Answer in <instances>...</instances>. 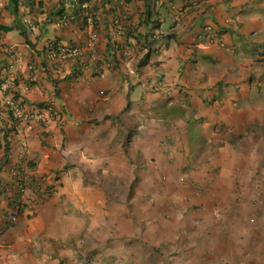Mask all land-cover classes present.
Masks as SVG:
<instances>
[{
  "label": "crops",
  "instance_id": "0c3cea01",
  "mask_svg": "<svg viewBox=\"0 0 264 264\" xmlns=\"http://www.w3.org/2000/svg\"><path fill=\"white\" fill-rule=\"evenodd\" d=\"M0 25L11 28L0 31V216L16 169L32 180L0 264H24L9 258L19 241L101 224L141 245L136 235L161 233L170 216L183 225L191 210L244 200L250 169H264V0H0ZM89 26L100 60L75 80L53 50L84 45ZM55 174L47 195L39 185ZM90 248L85 262L103 263Z\"/></svg>",
  "mask_w": 264,
  "mask_h": 264
},
{
  "label": "rangeland",
  "instance_id": "374dc122",
  "mask_svg": "<svg viewBox=\"0 0 264 264\" xmlns=\"http://www.w3.org/2000/svg\"><path fill=\"white\" fill-rule=\"evenodd\" d=\"M170 28L168 23H163V30ZM260 44L243 43L242 49L253 53ZM183 89L185 92L189 90L185 86ZM258 169H250L254 184L242 186L244 200H237L233 206L226 201L216 202L214 205L217 207L212 209L191 210V216L183 218V225L182 222L176 225L179 218L170 216L166 218L169 221L160 223L161 233L151 234V238L147 232L137 234L141 245L138 241L130 242L134 238L131 233L123 231L127 234L124 238V235L108 231L112 229L109 224H101L98 227L105 230L99 229V233H90L87 229L66 237L60 232L37 234L33 238V246L22 241L14 244L9 258L22 257L24 264H55L56 258H62L59 257L61 252H71L72 255L64 257L66 264H90L85 260L93 258L90 256L93 252L90 243L94 242L102 249L99 251L106 254L102 256L103 263L99 264H264V169ZM76 238L77 250H71L72 241ZM123 244H129L131 248H122ZM29 246L28 251L34 253L32 258L26 255Z\"/></svg>",
  "mask_w": 264,
  "mask_h": 264
},
{
  "label": "built area",
  "instance_id": "2783aa9c",
  "mask_svg": "<svg viewBox=\"0 0 264 264\" xmlns=\"http://www.w3.org/2000/svg\"><path fill=\"white\" fill-rule=\"evenodd\" d=\"M98 42H99V33L90 26L87 30V39L85 44L82 46H68L63 45L57 50H53L52 59H53V67L56 69H62L66 64H68V70H70V74L73 79H78L81 74V71L86 68L94 67L100 60L99 51H98ZM53 49V48H52ZM66 56H69L67 58ZM69 62L71 65H69ZM33 68V66L31 67ZM49 114L54 118H59V111L50 104L48 107ZM18 117L22 120L29 121L33 118L32 112H18ZM17 175L19 174L18 183L16 179H14V183L17 184L19 188L18 194H15L14 197H17V200L23 205L25 199V193L31 185V178L26 174V172L22 169H16ZM50 181V183H48ZM52 180H47L44 184L49 185L53 184ZM53 193L57 188V184L53 185ZM52 193V194H53ZM49 195L48 193H46ZM13 197V196H12ZM19 216V204L15 205L12 209H9L8 214L5 216H0V236L4 233L7 227L15 223ZM9 224V225H8Z\"/></svg>",
  "mask_w": 264,
  "mask_h": 264
},
{
  "label": "trees",
  "instance_id": "16d2710c",
  "mask_svg": "<svg viewBox=\"0 0 264 264\" xmlns=\"http://www.w3.org/2000/svg\"><path fill=\"white\" fill-rule=\"evenodd\" d=\"M15 2H17V0H15ZM75 17L76 18H82V21L84 22V23H87V20H86V18L85 17H83V16H80L77 12H76V14H75ZM11 28L10 27H8V26H2V25H0V31H9ZM54 49L56 50L57 48H56V46L54 47ZM14 176H13V178L14 179H16V181H17V183H18V178H19V174L17 175V173H15V174H13ZM57 179H59V177H58V174H55V178H53V184L51 185V184H49V185H45L44 183H42V184H40L39 186H40V190L43 188V190H42V192L43 193H48L49 195L50 194H52L53 192V185H55V184H57ZM31 184H32V180H31ZM13 185H14V187L16 188V194H18V192H19V188H18V186H17V184H15L14 182H13ZM13 198H14V200L12 201V206L14 207L15 205H18L19 204V213H20V211H21V209H23L24 207H26V203H24L23 205L17 200V197H14L13 196ZM9 225V224H8ZM96 253V252H95ZM95 253H93L92 255H95ZM91 255V256H92ZM91 261V258H90V260H88L87 262H90Z\"/></svg>",
  "mask_w": 264,
  "mask_h": 264
}]
</instances>
